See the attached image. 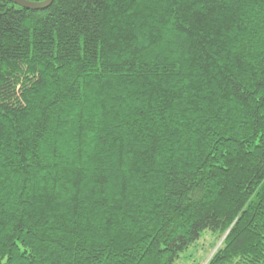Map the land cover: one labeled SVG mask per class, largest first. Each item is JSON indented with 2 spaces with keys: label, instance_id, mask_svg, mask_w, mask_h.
<instances>
[{
  "label": "trees",
  "instance_id": "trees-1",
  "mask_svg": "<svg viewBox=\"0 0 264 264\" xmlns=\"http://www.w3.org/2000/svg\"><path fill=\"white\" fill-rule=\"evenodd\" d=\"M206 231L207 264H264V0H0V264Z\"/></svg>",
  "mask_w": 264,
  "mask_h": 264
},
{
  "label": "rangeland",
  "instance_id": "rangeland-1",
  "mask_svg": "<svg viewBox=\"0 0 264 264\" xmlns=\"http://www.w3.org/2000/svg\"><path fill=\"white\" fill-rule=\"evenodd\" d=\"M222 240L223 237L208 231L204 232L200 239L181 255L178 264H207Z\"/></svg>",
  "mask_w": 264,
  "mask_h": 264
},
{
  "label": "water",
  "instance_id": "water-1",
  "mask_svg": "<svg viewBox=\"0 0 264 264\" xmlns=\"http://www.w3.org/2000/svg\"><path fill=\"white\" fill-rule=\"evenodd\" d=\"M13 3L25 7L28 9H39V8H44L47 7L52 0H41V1H33V0H10Z\"/></svg>",
  "mask_w": 264,
  "mask_h": 264
}]
</instances>
